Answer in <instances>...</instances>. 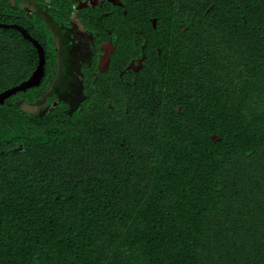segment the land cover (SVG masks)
<instances>
[{
    "label": "trees",
    "instance_id": "trees-1",
    "mask_svg": "<svg viewBox=\"0 0 264 264\" xmlns=\"http://www.w3.org/2000/svg\"><path fill=\"white\" fill-rule=\"evenodd\" d=\"M244 55L215 61L195 110L123 144L97 109L22 110L46 63L40 86L0 104V264H264V45ZM35 65L14 79L0 63V91Z\"/></svg>",
    "mask_w": 264,
    "mask_h": 264
},
{
    "label": "flooded vegetation",
    "instance_id": "flooded-vegetation-1",
    "mask_svg": "<svg viewBox=\"0 0 264 264\" xmlns=\"http://www.w3.org/2000/svg\"><path fill=\"white\" fill-rule=\"evenodd\" d=\"M0 19L21 25L42 45V79L45 64L60 56L57 28L68 32L66 44L85 47L80 102L69 110L50 94L39 116L97 109L100 120L110 118L101 131L121 144L151 119L195 110L215 61L258 55L264 45V0H0ZM3 28L1 73L20 79L30 63L37 65L38 53L19 30ZM88 92L99 102L84 103Z\"/></svg>",
    "mask_w": 264,
    "mask_h": 264
},
{
    "label": "rangeland",
    "instance_id": "rangeland-1",
    "mask_svg": "<svg viewBox=\"0 0 264 264\" xmlns=\"http://www.w3.org/2000/svg\"><path fill=\"white\" fill-rule=\"evenodd\" d=\"M57 41L60 44V56L54 63L55 71L47 84L43 87L36 99L25 103L18 99L22 110L39 116L44 112L45 98L54 95L68 105V109L74 108L82 99L79 64L84 58L85 47L80 43L66 44L69 34L66 30L57 28Z\"/></svg>",
    "mask_w": 264,
    "mask_h": 264
},
{
    "label": "water",
    "instance_id": "water-1",
    "mask_svg": "<svg viewBox=\"0 0 264 264\" xmlns=\"http://www.w3.org/2000/svg\"><path fill=\"white\" fill-rule=\"evenodd\" d=\"M0 26L13 27L19 30L22 33V35L33 44V46L36 48L38 53L37 65L34 68V70L30 73V75L26 79L20 81L19 83L0 91V104H3L5 99L8 98L9 96L14 95L17 92L25 91L28 88L38 86L41 83L42 77L44 75L45 57H44L42 45L37 41V39L32 37L24 27L15 23L14 24L0 23ZM211 138L213 140H218V137L216 135H212Z\"/></svg>",
    "mask_w": 264,
    "mask_h": 264
}]
</instances>
